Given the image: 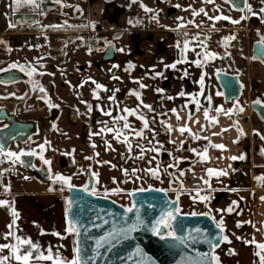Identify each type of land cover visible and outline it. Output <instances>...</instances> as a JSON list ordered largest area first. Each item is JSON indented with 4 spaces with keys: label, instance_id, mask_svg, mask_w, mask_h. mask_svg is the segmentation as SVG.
Returning a JSON list of instances; mask_svg holds the SVG:
<instances>
[{
    "label": "crops",
    "instance_id": "crops-1",
    "mask_svg": "<svg viewBox=\"0 0 264 264\" xmlns=\"http://www.w3.org/2000/svg\"><path fill=\"white\" fill-rule=\"evenodd\" d=\"M70 1L73 5L64 6V14L58 17V20L64 24L65 21L68 22L70 17L67 11L70 9L74 14V21L79 27L89 25L79 28L78 33L81 35L79 38L83 39L84 44H87L85 31L89 28L93 29L91 24H95V31L98 36V48L95 54L102 51L99 48L100 43H103L104 47L113 46L116 54L115 59L117 52L124 58L123 64L119 65L118 63V67L114 68L115 72L140 75L139 82L147 86L145 87V96L151 91L156 100L165 104L167 109L165 113L173 129L170 131L173 146L179 147L181 142L187 141L189 145L195 144L196 152L202 153L207 148L208 159L206 161L201 160L197 170L188 172L184 184L187 190L203 183V180H208L211 185L209 188L212 198L210 202L194 200L189 204L196 210L199 208V213H209L212 218H215L214 221L218 222L223 216L225 234L232 240V244H222L216 250L221 264H238L237 262L241 264L244 261L247 264H256L258 257L254 255L257 250L255 245L245 244L243 240L254 238L256 242L264 243V201L261 200V197H264V186L256 179L258 176H264V154H262L264 140L260 138L264 136V122L250 108L251 103L256 100H260L261 104L264 105V62L256 60L252 56L253 44L264 39V20L261 19V15H259L260 22L258 24L235 26L231 29L232 32L244 34L245 53L238 60H233L234 70L228 72L238 76L241 84V95L238 99L225 101L223 95H216L217 92L222 93V91L215 76L219 70L212 72L210 68L214 59H210L202 68H198L191 61L203 60V56L197 57L196 55L193 57L192 55L188 58L183 53L188 63L177 64L175 69L165 67L181 59L184 42L182 30L191 31L193 37L199 33L200 39L204 40L207 32L219 31L218 27H215L216 30H212L208 25H203L201 28L150 25V16H153L154 12L151 15L149 12L139 14L138 6L145 0H137L136 3H133L132 0ZM6 3L7 0H0V22L3 23L9 18V12L4 8ZM226 4L229 6L228 3ZM77 7L82 11H76ZM220 32L224 35L223 31ZM61 40L63 49L68 53L73 50L77 54L81 53V45L72 42L68 31H64ZM188 41H192V39ZM221 42L220 39H216L217 45H220ZM206 44L207 49H204L197 47L196 43L197 52L203 53L207 50L218 54L217 49L212 44L208 46L207 39ZM233 48L235 51L237 50L236 45ZM119 49H123V51H119ZM234 61L238 62L234 63ZM129 64L134 65V67L125 71ZM239 64H244V69ZM185 71L188 72L187 76L184 75ZM158 73L161 75H157ZM202 74L205 75L203 95H200L202 89L198 81ZM157 78L159 79L158 82H156ZM151 83L154 84L151 85ZM181 92H184L185 95L180 96ZM159 94H161L160 97ZM208 95L212 96L211 104L206 99ZM168 97H172V99H168ZM194 101H198L202 106L199 111H197ZM237 101L244 108L243 113L237 112L229 119L228 116L215 112V108L219 106L226 110L233 109ZM190 104H193V112L189 108ZM204 107L210 109L209 116H215L218 123L209 126V122L205 120L203 115ZM172 109H175L176 112H172ZM177 113L181 117L180 120H177ZM189 114L192 116L191 120L188 119ZM197 120H199V124L195 123ZM233 121H238V127L244 132L243 136L239 134L237 127L233 125ZM184 124L190 127L192 133L199 134L201 137L206 136L208 140L194 139L188 133L181 135L177 129ZM201 125L205 126L203 130ZM225 128H228L229 131L222 132V129ZM213 133L221 134L213 135ZM237 139L239 142L234 143ZM213 144H222L226 148L219 150L212 147ZM241 154L245 155L244 160L229 159L231 156L239 157ZM210 168L227 170L228 174L219 178L209 177L207 169ZM42 188L43 190L22 195L19 200L15 199L16 195L13 193H5L0 188V199L13 201L14 207L20 213V219L17 221L18 235L39 242L42 250L51 247L54 253L58 251L63 258L70 260L74 257L75 240L74 235L65 232L68 204L58 192H50L44 186ZM35 199L42 200L41 203H36L39 205L38 211L31 203V200L34 201ZM233 201L237 202L238 207L232 214L217 211L218 209H226ZM11 219L10 212L0 208V237L8 233L7 225L11 223ZM244 221H251V223H244L242 227H237V222ZM253 224L255 227L252 226ZM41 230L45 234L41 235ZM53 232L60 233V236L52 235ZM61 236L66 238L62 239ZM237 236L242 237V240H236L235 237ZM0 243H15V240L5 241L0 238ZM229 248L233 249L237 255H228L227 250ZM5 254L10 255L9 250H5ZM12 264H15V261ZM40 264H51V262L42 261Z\"/></svg>",
    "mask_w": 264,
    "mask_h": 264
},
{
    "label": "flooded vegetation",
    "instance_id": "flooded-vegetation-1",
    "mask_svg": "<svg viewBox=\"0 0 264 264\" xmlns=\"http://www.w3.org/2000/svg\"><path fill=\"white\" fill-rule=\"evenodd\" d=\"M72 2L76 1L73 0ZM40 4L41 9L35 12L30 11L27 6L14 12L15 5L13 0H7L4 8L9 12V18L3 23L4 25H0V40L4 41L3 44H0V69H10L13 63H17L25 67L28 65L35 66L38 72L46 73L43 76L34 74L30 78L25 72H21L17 68L10 69L15 71L11 77L12 81L5 82V77L0 79V129L6 128L9 124L14 125L18 121H27L31 125L28 128L30 132L26 141H17L8 150L12 152L35 150L40 154L39 145H44L45 151L42 154L52 162L51 170L53 174L59 173L65 177H71L73 188L83 189L87 185L96 189L98 185L96 182L97 177L93 173H98L97 157L104 156L112 160L114 153L113 150L108 149L105 143L107 141L114 149L112 143L114 132L104 131L101 133V129L120 128L129 137V143H132V151H136L138 154H140V148L146 149L147 138H149L147 131L154 134V136L161 135L164 131V134L169 136L167 148L171 151L180 148V150L191 155V158L175 160L173 167L168 165L165 168L170 185L165 187L163 192L171 200L177 199V195L180 197L185 189L183 188V183L180 182L182 177L180 172L174 170L180 161L196 160L195 164H197L201 162V158L192 150L190 151V145L187 141H183V147L181 145L179 147L173 146L171 133L166 126L170 125L167 116L152 112L153 117H148L149 124L152 123L149 129H143L142 121L136 119L135 116H128V123L131 129L136 131L143 130L146 139L135 137L130 130L122 129L124 121L116 122L115 119L127 115L122 109H137L139 113L146 117V109L140 105V101L135 96L130 95L133 90L139 91L141 99L145 103L143 99L145 88L141 89L139 83H135V81L141 79L140 75L122 72L119 76L120 79L114 82L113 73H115V69L113 73H98L101 69V65L97 66L101 52L96 57V50L90 51L86 43L84 46L81 45L79 42V36L81 35L78 33L80 27L74 21L72 10L69 9L67 11L70 17L67 24L77 27H64L60 30L42 29L40 27V25H64L58 20V17L64 14L63 8L65 4L73 5L71 1L67 0L65 2L61 0V3L58 4L55 0H42ZM41 11L43 14H41ZM9 23H15L17 26L10 29L8 27ZM64 31H68L72 42L81 45L82 51L80 54H77L74 50L68 53L63 49L61 36ZM9 48L11 51H8ZM39 57H43V59L38 60L37 58ZM40 64H43L44 67L40 68ZM31 80L38 81L46 89L47 95L45 99L50 100L57 107H49L45 99H40L45 94L40 93L38 90H33ZM92 81L101 84L107 91L96 89ZM82 84L83 86L81 87ZM116 89H119V91H116ZM96 95L99 96V99L95 98ZM113 95L115 96V101L109 100V97ZM160 96L161 94H159ZM161 105L162 112H167L165 104ZM89 107L91 110H89ZM105 112H111L112 115L107 116ZM163 120L165 121L163 122ZM163 123L166 125L163 126ZM17 136L23 137L24 134L18 130L12 131L10 137ZM122 139L123 137H121ZM93 144L95 148L92 147ZM117 144L121 146L116 147V150L121 151L119 158L121 162H125L129 151L128 145L120 142ZM54 157L57 158L56 161L53 159ZM86 157L91 159H86ZM68 158H75L77 165L73 166ZM23 160L26 165L32 164L35 167H32L31 171H27L15 165L17 171L18 168L25 171L29 180L35 181L48 190L50 187H54L56 190L53 192H61L68 204V189L60 184H52L48 179V166L43 164L38 155L31 156V160ZM104 166L107 171L112 170V166L109 163ZM169 169L173 170L172 175L169 173ZM33 171H40L44 177L38 173L35 175L38 178L36 179L31 173ZM46 181H50V183L44 184ZM61 187H64L63 191L59 190ZM196 187L208 188V185H205L204 182L195 185L191 188L192 193L195 192ZM149 188L161 189L157 187H147L145 189ZM208 195H210V192H208ZM93 196L115 201L112 195L99 194L97 190ZM188 201L192 202L194 200L189 196ZM179 205L180 202L178 200ZM181 214L187 213L181 212ZM167 230L169 231L170 229Z\"/></svg>",
    "mask_w": 264,
    "mask_h": 264
},
{
    "label": "snow or ice",
    "instance_id": "snow-or-ice-1",
    "mask_svg": "<svg viewBox=\"0 0 264 264\" xmlns=\"http://www.w3.org/2000/svg\"><path fill=\"white\" fill-rule=\"evenodd\" d=\"M56 3H61V0H55ZM133 3H136L137 0H132ZM204 3L206 4H214L215 0H203ZM262 3H264V0H261ZM225 3H232L236 10L241 11L246 13V15H242L239 19H232L229 16L220 14V15H214V16H209L208 12L205 11L204 8H200L199 11L193 10L192 11V15L193 16H200L201 14H203L204 16H206L208 18V20L211 22V28L212 30H216L215 29V24L218 21L224 20V21H229L230 23H232L233 25H238L240 24L242 21H245L248 19V14L250 15H261V19L264 20V7H261L259 10V13H256L252 6L248 3V0H243V6L240 5V3L237 2V0H225ZM13 4L15 5V8L13 9L14 12L19 11L22 7L27 6L30 11H37L41 9V4H40V0H13ZM65 7H68L69 5H64ZM141 7L144 8L145 12H154L153 9L148 8L146 6H144L143 4H141ZM177 7H179V5H177ZM190 7V6H189ZM76 11L80 12L82 11L81 9H79L78 7L76 8ZM217 12H219L220 10L217 8L216 9ZM41 14H43V12L41 11ZM158 12H154V15L151 17L153 20H157L158 22ZM179 19H183V18H179ZM129 23H132L131 21H129ZM189 24H193L195 27L197 28H201L203 27V23H196L195 21H189ZM17 25L15 23H9L8 27L11 28H15ZM89 25H82L80 27H88ZM40 27L42 29L45 28H51L53 30H60L61 28L64 27H72L75 28L77 26H73V25H68L67 21H65L64 25H47V26H43L40 25ZM91 27L93 28V30H95V24L92 23ZM179 27L181 28H185L187 27L186 24H181L179 25ZM184 35H187V33H184ZM209 37H205L204 40L200 39V34L198 33L197 35H195L194 37H192V41H188L185 40L183 42V46H182V56L180 60H177L175 63L171 64V65H166V68H172L175 69L177 64H182V63H188L187 59L185 58V56L183 55V53H186L188 51H193L195 52L196 49L195 48H191L189 47L191 42H196L197 43V47H201L204 49H207V44H206V39H208ZM45 39H47V37H45ZM235 39L234 36H230V37H225L223 42H222V46H227V43L230 42L231 40ZM262 43H264V39H262L261 41ZM4 41L0 40V44H3ZM67 45L65 44V47ZM178 47L180 46L179 44L177 45ZM8 51H11V49L9 48ZM91 51V50H90ZM119 51H123V49H119ZM197 57L203 56V60L201 59H196L191 61V63L195 64L196 67L198 68H202L204 66L205 63H207L210 59H216V58H224V57H219L217 53L211 52V51H204L203 53L201 52H197L196 53ZM226 55H229L226 53ZM39 59H43V57H39L37 58ZM40 68H43L44 65L40 64L39 65ZM113 67H118L117 65H113ZM134 67V65L129 64L128 67L125 69V71H129L130 69H132ZM19 69L21 72H25L30 78L34 75V74H38L40 76L45 75L46 73L44 72H38L37 67L32 66V65H28L27 67H25L24 65H19L17 63H13L10 66V69ZM10 69H0V71H9ZM157 75H161V74H157ZM185 76L188 75V72L185 71L184 73ZM204 75L202 74L200 77V80L198 81L201 85V93L200 95H203V85H204ZM113 79L115 80H119V77L113 76ZM33 87V90H38L40 93H44V96H41L40 99H45L46 98V89L39 84L38 81L36 80H31L30 81ZM137 83H139V86L141 89L147 87L146 85H144L143 83H140L139 81H136ZM93 84H95L96 89L98 90H103V91H107L106 88H104V86H102L99 83H96V81H92ZM83 86V84L81 85V87ZM116 91H119V89H116ZM159 91V90H158ZM95 95V93H94ZM130 95H133L136 97V99L138 101H140V105L147 109L149 112H153L154 109L152 108L151 105L145 104L143 103V100L141 99V93L139 91H135L133 90ZM180 96H184L185 93L181 92L179 94ZM216 95H223V93L217 92ZM96 99H99V96L96 95L95 96ZM168 99H172V97H168ZM207 101L209 102V104H211L212 101V96L208 95L206 97ZM109 100L115 101V96H110ZM45 102L49 104V107H57V105H54L50 102V100H46ZM82 103H85L84 101H81ZM196 103L197 106V111H199L201 109V105L199 104L198 101H194ZM254 103L256 104H261L260 100H256ZM185 107H187V105H185ZM89 110L90 107H89ZM123 112L127 113L126 116H120L115 118L116 122L119 121H124V123L122 124V129L124 130H130L135 137H139L141 139H146V137L144 136V131H136L134 129H131L130 124L128 123V116H135L136 119L142 121L143 123V129H149V121L148 119L141 113L138 112L137 109H129V108H124L122 109ZM172 112H176L175 109L171 110ZM209 111L210 109L207 107L203 108V115L205 120H207L209 122V126L211 125H215L216 123H218V120L215 116L210 117L209 116ZM215 112L217 114H224L226 116L229 117V119L232 118V116L236 115L237 112L239 113H243L244 112V108L241 107L239 105V102L237 101V103L234 105L233 109H224L222 106L216 107L215 108ZM105 115L107 116H111L112 113L111 112H105ZM181 117L179 116V114L177 113V120H180ZM188 119L191 120L192 116L191 114H189ZM195 123L199 124V120L195 121ZM233 125L237 127V131L239 132V134L241 136L244 135V132L242 129H240L238 127V121H233ZM168 127L169 131H172L173 129L171 128L170 125H166ZM204 125H201V129H204ZM181 135L188 133L190 135L193 136L194 139H205L208 140V137L204 136L201 137L199 134H195L192 133L190 127L187 124L181 125L178 129H177ZM107 131V132H114V138L120 142V143H124L128 145V149L129 151L131 150L132 145L129 143V137L127 135H125V133L120 129V128H105V129H101V133ZM229 131L228 128L222 129V132H227ZM99 134V133H97ZM221 133H213V135H220ZM257 135H259V133H257ZM123 137V139L121 140L120 138ZM262 140H264V136L260 137ZM239 139H237L236 141H234V143H238ZM49 143V142H46ZM105 143L108 146L109 150H113L111 147V144H108L107 141H105ZM173 143H175V141H173ZM50 146V144H49ZM212 147L219 149V150H225L226 146L222 145V144H213L211 145ZM41 152L40 154H38L35 150H21L20 152H12V151H5L4 146L2 144H0V157H3V159H0V164H3L4 162H8L11 165L15 166L16 164H20L21 166H27V167H35V165L32 164H25V161L23 159H21V157L23 156H39V159L42 160L44 165L48 166V172H49V176L48 179L52 182L53 185L56 184H60L64 187H66L67 189L71 190L73 189L74 185L71 183V177H65L59 173L53 174L52 170H51V161L49 159H46L43 156V151H45V146L44 145H39ZM93 148H95V145H92ZM181 147H183V142H181ZM146 151V149L144 148H140V155L137 156V159H143L144 158V152ZM147 151H158V149H154V148H149L147 149ZM193 152L196 153L197 156H199L201 158L202 161H206L208 159L207 157V148L204 149V151L201 152H196L195 149H192ZM262 154H264V150H262ZM98 155V153H97ZM246 157L245 155L241 154L239 157L237 156H231L229 157V159L231 160H236V159H240V160H244ZM86 159H91L90 157H86ZM104 163H108L107 161H105ZM151 163V161L149 162ZM174 165H169V167H173ZM112 167H115L114 165ZM7 169L4 170H0V188L3 189V191L5 193L10 192V185H4L2 183L3 181V177H4V172H6ZM135 169L132 172V175H135ZM145 171H148L151 173V175L153 177H155L156 179H159V170L158 168L156 170L153 169H145ZM123 174L125 176H128V170L124 169L123 170ZM228 174L227 170H217V169H207V175L209 177L211 176H215L216 178H219L221 176H226ZM94 176L97 177V183L98 181V173H93ZM181 176L184 175L183 172L180 173ZM24 179H29V177H24ZM136 179H140V177H136ZM203 179V178H201ZM256 179L261 183L262 186H264V176H258L256 177ZM115 178H113V183H115ZM127 181H125L126 183ZM205 185H208V187L210 188L211 185L209 183L208 180H203ZM64 187H61L59 190L63 191ZM56 189L54 187H50L49 191H55ZM82 191L84 192H89V194L91 195H95L96 194V189L93 187L91 189H89V187L87 185H85L82 189ZM107 189H105V192L107 193ZM114 192H120L121 189L117 188V189H113ZM140 192H145V191H149V192H161L164 191L163 189H145V188H140L139 189ZM234 191V190H233ZM135 193H129V195H134ZM199 199L201 202H207L210 200V195H200V190H197V195L196 197H194V199ZM153 199H155V197H153ZM178 200H179V195H177V199L176 201H173V204H177L178 205ZM261 200L264 201V197H261ZM69 209H71V204L72 202L69 201ZM135 206L133 205V207H128L127 209H125V212H133V208ZM149 207H153L152 204H149ZM236 207H238V204L236 201H233L232 204L227 207L226 209H218V212L221 213H228V214H232L234 211H236ZM0 208H4L6 210H8L10 212L11 215V223H9L7 225L9 231L6 235H3L2 238L5 241H8L9 239H14L15 243H0V264H12L13 261H15V264H40V262H51V264H88V259H94V257H89L88 259H85L84 255H83V249L80 246L81 242L79 239H77L75 241L76 246L74 247L73 251H74V257L72 259H65L63 258L60 253L57 252H53L51 247H48L46 250H42L41 246L39 244V242H34L32 239L28 238V237H22L21 235L17 234L18 231V224L17 221L20 219V213L16 210V208L14 207V202L13 201H9L7 199H0ZM181 213V209L179 206H176L174 208H168L167 210H163L161 212V215L159 217V219L155 220V222L152 223L151 225V232L153 235H157L159 236V238L161 240H168V241H173L175 243L171 244V247H176L178 245H183L184 247H188L190 244H196V243H207L211 249V251L204 253L201 256H198L194 262V264H221L220 261V257L216 254V249L220 248L222 244H228L231 245L232 244V240L229 238L228 235L225 234V225H224V220H223V216L221 217V219L216 222L215 227L219 230V235H217L215 237V242L213 241V239L209 238L208 234L203 233L202 230L200 229H196L195 230V234L189 233L187 236H183L180 235L178 236L176 234L175 230H171V231H167V232H163L162 229H172V225H173V221L176 220L177 216ZM239 214V213H237ZM67 215V213H66ZM192 215H198V213H192ZM200 215H209V213H200ZM98 219H102L101 217H99V215L97 216ZM213 219H215L213 217ZM104 224H107L108 221L107 220H103ZM244 223H251V221H244V222H237V227H242ZM96 227H100L101 225H95ZM253 227H255V225H252ZM140 227H145L147 228V224H145L144 220L140 217L139 215V211L137 210V215H136V220L134 223H132L130 226L128 227H120L117 228L115 226H113V229L111 231H109L107 233V235L105 237H102L98 240L95 241V247L92 249V251L96 254L99 255V249L104 247L105 244H109L111 245V243L113 241H115L116 243H119L120 239H128L130 236V233L132 231H136L138 230ZM88 229H84V231H87ZM65 232L69 235H75L77 238H79L81 236V231H80V222L78 220H73V219H68L67 220V224H66V228H65ZM45 234L42 230H41V235ZM52 235L54 236H60V233L57 232H53ZM62 239L66 238V237H60ZM236 240H242V237L237 236L235 237ZM243 243L245 244H254L256 247V251L254 253V255L256 257H258V261L256 262V264H264V243H258L255 241L254 238H252L251 240H243ZM62 247V246H61ZM5 250H9L10 255L5 254ZM46 253V254H45ZM140 253V249L137 248V254ZM227 254L228 255H235V251L231 248H229L227 250Z\"/></svg>",
    "mask_w": 264,
    "mask_h": 264
},
{
    "label": "water",
    "instance_id": "water-1",
    "mask_svg": "<svg viewBox=\"0 0 264 264\" xmlns=\"http://www.w3.org/2000/svg\"><path fill=\"white\" fill-rule=\"evenodd\" d=\"M237 2L243 6V0H237ZM228 4L233 10H236L232 3ZM99 48L102 51L97 66L115 59L116 54L113 46L104 47L103 43H100ZM252 56L254 59L264 62V44L262 42L257 41L253 44ZM14 73V70L1 72L0 79L5 77V82H10L13 80L11 77ZM215 76L225 101L240 97L241 84L236 74L218 71ZM189 108L193 112V104ZM250 108L264 122V105H258L253 102ZM30 126V123L27 121H18L14 125L9 124L6 128L0 129V144L4 146L6 152L9 151L8 149L13 143L26 141L30 132L28 131ZM14 130L23 132L24 136L10 137ZM21 159L31 160V156H23ZM195 162L196 160L180 161L174 171L181 173L185 169L190 168ZM16 165L27 171H31L32 168L21 166L20 164ZM172 171L169 169L171 175ZM31 173L36 179H38L35 176L36 174L39 173L41 175L40 171H33ZM48 183L50 181L44 182V184ZM91 188L89 186V189ZM127 188L131 190V182H127ZM131 193H135L134 195H130L131 207L133 205L135 207L133 208V212L128 213L125 212L127 208L111 199L93 196L78 188L68 189L67 201H71L72 204L71 209H69L68 203L66 220L73 219L80 222L82 234L79 238L74 235V240H80V246L84 250L83 255L85 259L94 257V259H88V264H194L198 256L211 251L207 243L190 244L188 247H184L183 245L171 247L170 245L175 242L161 240L159 236L152 234V223L159 219L163 210L178 206L172 203L176 199L171 200L163 191L157 193L149 191L140 192L138 190ZM149 204H152L153 207H149ZM137 210L148 227H140L138 230L132 231L128 239H120L119 243L113 241L111 245L105 244L104 247L99 249V255H96L92 251L95 247V241L105 237L113 229V226L117 228L130 226L136 220ZM98 215L102 219H98ZM103 220H107L108 223L104 224ZM215 224L216 222L209 215L180 213L176 220L173 221L172 229L169 231L175 230L178 236H187L189 233L195 234V230L200 229L215 242V237L219 235V230L215 227ZM95 225L101 226L96 227ZM85 228L88 230L84 231ZM162 231L167 232L168 230L162 229ZM137 248L140 249L139 254H137Z\"/></svg>",
    "mask_w": 264,
    "mask_h": 264
},
{
    "label": "rangeland",
    "instance_id": "rangeland-1",
    "mask_svg": "<svg viewBox=\"0 0 264 264\" xmlns=\"http://www.w3.org/2000/svg\"><path fill=\"white\" fill-rule=\"evenodd\" d=\"M248 3L252 6L253 10L256 13H259V10L261 7H264V4L261 2V0H248ZM144 6L151 8L154 10V12H158V22L157 20H153L150 16V25L155 26H166V27H179L181 24H186L188 26H194L193 24H189V21H195L196 23H203V25H208L211 27V22L208 20L206 16L201 14L200 16H193L192 11L196 10L199 11L200 8H204L205 11L208 12L209 16L214 15H226L231 17L232 19H239L242 15H246V13L241 11L233 10L230 6H228L224 0H215L214 4H206L203 2V0H145L142 2ZM141 4L138 6L139 14H147V12L144 11V8L141 7ZM179 5V7H177ZM190 6V7H189ZM219 9L220 11L217 12L216 9ZM3 12V11H2ZM183 18V19H179ZM260 22L259 15H250L248 14V19L245 21H242L238 25H233L229 21H218L215 24V27L219 28V31H209L207 32V36L209 37L207 39L208 46L212 44L214 48L217 49L218 56L224 57V58H216L214 59L213 64H211V71L214 72L216 70L223 71V72H230L234 70L233 68V60H238L240 57L244 56L245 53V42H244V34L242 32H232V27L235 26H244L249 25L253 26L255 24H258ZM3 22H0V25ZM220 31H223V34H221ZM234 36L235 39L231 40L227 43V46H222V42L225 37ZM216 39H220L222 42L220 45H217ZM79 42L82 46H84L83 39L79 38ZM237 46V50L235 51L233 46ZM183 46V45H182ZM190 49L195 48L196 49V42H191L189 45ZM197 49L195 52L188 51L185 54L188 58L196 56ZM229 54V55H226ZM100 52L98 51L96 54V57H98ZM124 62V58L122 55L117 52V58L114 61L106 62L101 65L100 71L98 73H113V70L115 67L113 65H121ZM238 62V61H234ZM240 67L244 69V64H239ZM217 72V71H216ZM113 76L119 77L120 73L115 72L113 73ZM152 81V79H149ZM155 81V79H153ZM116 80L114 79V82ZM159 79H156V82H158ZM135 83H137L135 81ZM154 83H151L153 85ZM145 104L151 105L154 109L153 112L155 114H161L162 116H166L165 112H162L161 109V103L154 98V93L150 91V93H147V95L143 97ZM159 111V112H158ZM147 119L148 117H153V113L149 112L146 109L145 113ZM165 120H163L164 122ZM152 123L149 124L151 126ZM163 126L166 125L165 123L162 124ZM147 135L149 138H147V144H146V152L144 153L143 159H137L136 157L139 156L136 151L131 150L127 152V159L125 162H121L119 158V154L121 151L116 150V147H121L120 144L115 138L112 141L114 146V153L112 160L108 157L104 156H98L97 157V170H98V178L99 182L97 185V192L99 194H108L109 196L112 195L113 199L117 201L120 205L124 206L125 208L131 207V203L129 200V192L139 190L140 188H147V187H157L161 189H165V187H168L170 185L166 170L165 168L168 165H173L175 163V160L178 159H189L191 158V155H189L187 152H184L178 148L177 150L171 151L169 148H167V144L169 142V136L164 134V131L161 135L151 134L147 131ZM121 139V138H120ZM132 145V143H131ZM149 148L158 149V151H147ZM192 149L196 150V146L194 143L190 144V151ZM189 151V152H190ZM191 153V152H190ZM56 161V157L53 158ZM73 164V166H76V160L75 158H68ZM105 161H107L112 167V170L107 171L105 169ZM151 161V163H149ZM76 164V165H75ZM200 167V163H197L193 165L191 168L184 171V175L181 177L180 182L183 183V188L185 190L182 191L181 196L179 197L180 202V209L182 213L192 214V213H198L200 214L198 210L194 209L191 204H189L188 196H191V198L195 201L200 200L194 199L197 195V190H200V195H208V192H210L209 187L202 188V187H196L195 192L192 193L191 190H187L184 184V180L186 179V176L188 172L195 171L197 168ZM158 168L159 170V179H156L151 175L150 172L145 171V169H153L156 170ZM127 169L129 175L125 176L123 174V170ZM135 171V175H132L133 170ZM140 177V179H136V177ZM24 177H28L27 173L23 170H20L18 168V171L15 176L12 177H3L2 183L4 185H10V193H13L16 195L15 199L19 200L21 199L22 195H28L33 192H37L40 190H43V186H39L35 181L24 179ZM113 178H115V183H113ZM131 182L132 188L131 190L127 189V186L125 183ZM169 183V184H168ZM121 189L120 192H114L113 189ZM105 189H107V193L105 192ZM208 190V191H207ZM59 195L62 196L61 192H58ZM172 195V192H171ZM42 200L35 199L34 201L31 200V203L34 205L36 210H39V205L36 203H41ZM226 213V212H225ZM66 219H65V227H66ZM215 222H217L215 220ZM74 238V237H73ZM74 241V240H73ZM237 255V254H236ZM240 257V256H237ZM239 264V262H237ZM241 264H247L246 261L242 262Z\"/></svg>",
    "mask_w": 264,
    "mask_h": 264
},
{
    "label": "built area",
    "instance_id": "built-area-1",
    "mask_svg": "<svg viewBox=\"0 0 264 264\" xmlns=\"http://www.w3.org/2000/svg\"><path fill=\"white\" fill-rule=\"evenodd\" d=\"M149 14H153V12H149ZM146 22V21H145ZM87 33V48L91 51L93 50H97L98 48V36H97V32L93 29H87L85 31ZM182 32L187 33V35H182V39L185 40H190L193 37V34L191 31H185L182 30ZM7 169L6 172H4V177H11V176H15L17 173V167L11 165L10 163H8L7 161L4 162L3 164H0V170H4Z\"/></svg>",
    "mask_w": 264,
    "mask_h": 264
},
{
    "label": "trees",
    "instance_id": "trees-1",
    "mask_svg": "<svg viewBox=\"0 0 264 264\" xmlns=\"http://www.w3.org/2000/svg\"><path fill=\"white\" fill-rule=\"evenodd\" d=\"M0 159H3V157H0ZM210 197H211V194H210ZM212 198H210V200H211Z\"/></svg>",
    "mask_w": 264,
    "mask_h": 264
}]
</instances>
